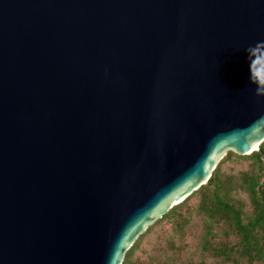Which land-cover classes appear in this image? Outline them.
I'll return each mask as SVG.
<instances>
[{"label": "water", "instance_id": "obj_1", "mask_svg": "<svg viewBox=\"0 0 264 264\" xmlns=\"http://www.w3.org/2000/svg\"><path fill=\"white\" fill-rule=\"evenodd\" d=\"M262 142L264 0H0V264H122Z\"/></svg>", "mask_w": 264, "mask_h": 264}, {"label": "trees", "instance_id": "obj_2", "mask_svg": "<svg viewBox=\"0 0 264 264\" xmlns=\"http://www.w3.org/2000/svg\"><path fill=\"white\" fill-rule=\"evenodd\" d=\"M234 163L246 168L228 174L227 168ZM196 218L204 224L197 242L199 260L182 261L179 245ZM162 223L168 224L160 232L164 238L134 258L142 240ZM206 259L215 264H264V142L248 156L228 152L204 185L137 238L122 264H206Z\"/></svg>", "mask_w": 264, "mask_h": 264}, {"label": "rangeland", "instance_id": "obj_3", "mask_svg": "<svg viewBox=\"0 0 264 264\" xmlns=\"http://www.w3.org/2000/svg\"><path fill=\"white\" fill-rule=\"evenodd\" d=\"M244 165L240 164H231L226 172L228 174H237L240 170L245 169ZM241 199H244V195H241ZM191 205H196V200H192ZM203 222L196 218L190 226L184 232V237L181 239L182 245H179L181 249V259L184 261L185 259L189 258L192 260H199V249H197V242L202 235L203 230ZM168 224L162 223L155 226V228L151 231L147 237L142 240L141 245L134 253V258L141 257L144 252L151 249L155 245L159 243V241L164 238V234L160 232L166 230ZM231 238V237H230ZM206 264H215L213 259H206Z\"/></svg>", "mask_w": 264, "mask_h": 264}, {"label": "clouds", "instance_id": "obj_4", "mask_svg": "<svg viewBox=\"0 0 264 264\" xmlns=\"http://www.w3.org/2000/svg\"><path fill=\"white\" fill-rule=\"evenodd\" d=\"M247 51V50H246Z\"/></svg>", "mask_w": 264, "mask_h": 264}]
</instances>
